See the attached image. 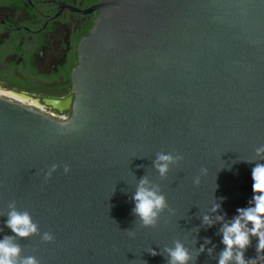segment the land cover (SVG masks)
Instances as JSON below:
<instances>
[{
  "label": "water",
  "instance_id": "water-1",
  "mask_svg": "<svg viewBox=\"0 0 264 264\" xmlns=\"http://www.w3.org/2000/svg\"><path fill=\"white\" fill-rule=\"evenodd\" d=\"M97 8L71 73L73 97L58 103L71 108L68 120L0 97V229L11 235L3 222L15 201L54 236L18 241L40 264H167L148 251L176 240L194 256L211 241L213 255L194 264H216L221 225L207 227L203 216L217 203L226 220L247 207L251 169L264 163L255 151L264 145V0ZM160 152L183 156L163 180L152 167ZM145 175L172 210L154 228L132 214ZM245 257H257L255 239Z\"/></svg>",
  "mask_w": 264,
  "mask_h": 264
},
{
  "label": "flooded vegetation",
  "instance_id": "flooded-vegetation-1",
  "mask_svg": "<svg viewBox=\"0 0 264 264\" xmlns=\"http://www.w3.org/2000/svg\"><path fill=\"white\" fill-rule=\"evenodd\" d=\"M102 0H0V97L66 121L79 45ZM73 99V98H72Z\"/></svg>",
  "mask_w": 264,
  "mask_h": 264
},
{
  "label": "clouds",
  "instance_id": "clouds-1",
  "mask_svg": "<svg viewBox=\"0 0 264 264\" xmlns=\"http://www.w3.org/2000/svg\"><path fill=\"white\" fill-rule=\"evenodd\" d=\"M0 95L12 96L13 92L0 89ZM258 157L264 158V145L256 148ZM183 160L180 154L171 152H160L153 161V169L163 180L166 179L173 167ZM247 162V161H246ZM249 163V162H248ZM58 170V165H51L46 173V178H51ZM64 173L69 174L71 169L64 166ZM206 169H201L205 173ZM252 197L248 206L238 208L237 214L226 220L224 215H220L221 205L214 204L211 208L213 215H204L203 224L213 227L217 223L220 227V243L223 246L219 252L216 264H256L258 259H264V163H255L251 169ZM193 184H200V176L193 178ZM134 207L132 214L135 222H139L144 228H154L158 225L161 216L167 211L171 212L167 197L163 193L161 186L153 182L148 175L140 178L135 186L132 195ZM4 229L10 230L11 235L4 234L0 229V264H40L34 255H24L23 249L18 243L19 240H26L39 235L45 243H51L54 236L50 232L41 233L40 226L33 220L29 211L18 209L15 201L8 204L6 220L3 222ZM134 235V234H132ZM256 240L257 257L246 259L245 253ZM211 243L206 240L205 245ZM201 245L199 251L194 256L185 244L180 240L174 241L172 246H165L162 251L157 252L150 249L148 253L152 257L161 255L167 264H194L196 256L207 251L209 256L215 252L213 248H205Z\"/></svg>",
  "mask_w": 264,
  "mask_h": 264
}]
</instances>
